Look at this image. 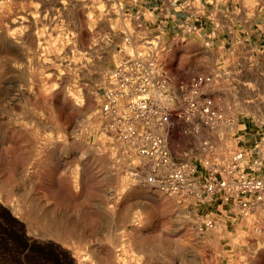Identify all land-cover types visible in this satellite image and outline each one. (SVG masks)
I'll return each instance as SVG.
<instances>
[{
    "label": "rangeland",
    "instance_id": "374dc122",
    "mask_svg": "<svg viewBox=\"0 0 264 264\" xmlns=\"http://www.w3.org/2000/svg\"><path fill=\"white\" fill-rule=\"evenodd\" d=\"M101 8L0 0V264H136L115 244L174 207L115 164L99 94L119 36ZM160 56L175 85L204 69L194 49ZM172 146L195 148V138L176 126Z\"/></svg>",
    "mask_w": 264,
    "mask_h": 264
},
{
    "label": "built area",
    "instance_id": "2783aa9c",
    "mask_svg": "<svg viewBox=\"0 0 264 264\" xmlns=\"http://www.w3.org/2000/svg\"><path fill=\"white\" fill-rule=\"evenodd\" d=\"M125 41L131 51L118 47L122 55L106 72L99 94L103 130L120 145L119 174L136 188L170 199L200 235L224 219L247 216L264 199V175L254 172L259 160L246 162L226 95L211 92L220 71L175 85L160 56L169 49L160 37L145 38L136 47L129 35ZM176 126L195 138V148L174 151ZM215 202L219 211H200Z\"/></svg>",
    "mask_w": 264,
    "mask_h": 264
},
{
    "label": "crops",
    "instance_id": "0c3cea01",
    "mask_svg": "<svg viewBox=\"0 0 264 264\" xmlns=\"http://www.w3.org/2000/svg\"><path fill=\"white\" fill-rule=\"evenodd\" d=\"M70 1L102 7L108 35L119 36L112 42L120 56L119 46L131 51L126 36L135 47L158 36L169 50H196L201 73L220 71L211 92L226 95L246 162L259 160L254 172L264 175V0ZM219 210L217 202L200 207ZM128 234L115 246H127L136 264H264V199L247 216L224 219L203 235L174 207L161 220L136 221Z\"/></svg>",
    "mask_w": 264,
    "mask_h": 264
}]
</instances>
